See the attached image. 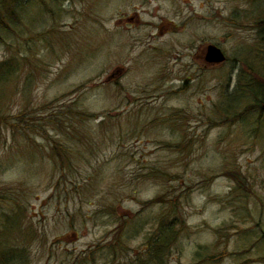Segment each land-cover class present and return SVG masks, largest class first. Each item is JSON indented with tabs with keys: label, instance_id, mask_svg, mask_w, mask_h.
<instances>
[{
	"label": "rangeland",
	"instance_id": "rangeland-1",
	"mask_svg": "<svg viewBox=\"0 0 264 264\" xmlns=\"http://www.w3.org/2000/svg\"><path fill=\"white\" fill-rule=\"evenodd\" d=\"M23 1L0 41V264L109 242L90 264H139L174 220L164 264H264V113L224 110L264 50V0ZM161 19L176 32L151 42Z\"/></svg>",
	"mask_w": 264,
	"mask_h": 264
},
{
	"label": "trees",
	"instance_id": "trees-1",
	"mask_svg": "<svg viewBox=\"0 0 264 264\" xmlns=\"http://www.w3.org/2000/svg\"><path fill=\"white\" fill-rule=\"evenodd\" d=\"M29 1L42 2L41 0ZM22 2L24 1L0 0V41L2 40L1 32L11 31L20 22L19 5H21ZM256 25L261 26V29H264V20H261ZM259 57L260 58L257 59V61H252V59L238 61L239 63H241V68L238 75L237 87L234 89V99H236V101L229 107L224 108V110L229 111L234 105L240 107V110L237 112V114H234L233 116L226 115V121L231 122L234 120H241L245 115L252 111L264 113V50L260 52ZM2 66H4V62L1 63L0 69ZM77 114L79 115L77 117L89 118V114H86L84 111H79L77 112ZM17 119H21V117L18 116ZM16 126L20 127V124L17 123ZM51 142L52 144L50 145V148L52 153L54 152L53 157L59 158L62 162L67 161V151L64 146L62 144L57 143V141L55 140H52ZM64 158L66 159L64 160ZM231 177L233 179H236V183L238 184L239 180L236 178V176L233 175ZM157 200H159V198L149 202V204L155 203ZM174 223L175 220L165 226L163 222H158L156 224V226L158 225L156 232L158 235L157 239H155L153 244H148L146 246L143 252L144 259L140 256H137L134 261H136V263L140 262L139 264H142V262L145 263L148 259H150V263L151 261H155V264H164L163 253L166 251L165 248H167L170 243L172 245L173 239L176 236V233L173 230ZM113 243L114 242H109L106 247L99 246L95 250L86 253L82 257L78 256L73 260V264H90L93 261V254L102 248H104V250L106 249L107 253L114 257V254L116 253V248ZM149 256H151V258ZM3 258L4 256H2V259Z\"/></svg>",
	"mask_w": 264,
	"mask_h": 264
},
{
	"label": "flooded vegetation",
	"instance_id": "flooded-vegetation-1",
	"mask_svg": "<svg viewBox=\"0 0 264 264\" xmlns=\"http://www.w3.org/2000/svg\"><path fill=\"white\" fill-rule=\"evenodd\" d=\"M132 19H133V17H128V18H126V22H130V21H132ZM119 23H120V21L115 24L116 28H118ZM151 27L154 29V33L150 34L148 39L151 42H155V40L159 39V37L163 34L175 33L178 25L174 24L170 21H165V20L161 19L159 24L151 25ZM148 50L152 51L153 58L158 57L157 55L160 54V52H166V49L159 47L158 43H154V45L151 48H149ZM167 52H168V50H167ZM203 59H205V58L203 57ZM207 64L209 65L210 63H207ZM123 72H124V68H120V69L116 68V70L114 71L115 75H121Z\"/></svg>",
	"mask_w": 264,
	"mask_h": 264
},
{
	"label": "water",
	"instance_id": "water-1",
	"mask_svg": "<svg viewBox=\"0 0 264 264\" xmlns=\"http://www.w3.org/2000/svg\"><path fill=\"white\" fill-rule=\"evenodd\" d=\"M225 55L221 49L213 44L206 47L205 61L210 64H220L225 61Z\"/></svg>",
	"mask_w": 264,
	"mask_h": 264
}]
</instances>
